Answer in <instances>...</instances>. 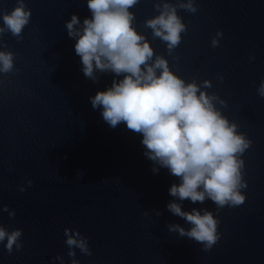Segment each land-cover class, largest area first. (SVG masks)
Returning <instances> with one entry per match:
<instances>
[{"label":"water","instance_id":"obj_1","mask_svg":"<svg viewBox=\"0 0 264 264\" xmlns=\"http://www.w3.org/2000/svg\"><path fill=\"white\" fill-rule=\"evenodd\" d=\"M160 2L138 0L133 25L154 57H166L186 81L209 79L207 91L225 101L217 107L251 138L241 154L245 200L219 210L207 198L181 202L183 210L207 208L219 218L220 236L208 250L169 230L189 227L166 207L176 199L168 192L176 178L144 155L139 133L110 127L91 106L89 96L113 75L85 77L67 35L71 13L90 15L85 0H24L31 14L20 38L0 33V50L14 54L13 70L0 73V225L21 229L20 249L8 252L0 242V264H60L58 254L69 264L65 227L88 238L90 254L73 246L79 264H264V96L256 91L264 78V0L177 7L186 30L170 53L144 24ZM16 3L0 0V13Z\"/></svg>","mask_w":264,"mask_h":264},{"label":"clouds","instance_id":"obj_2","mask_svg":"<svg viewBox=\"0 0 264 264\" xmlns=\"http://www.w3.org/2000/svg\"><path fill=\"white\" fill-rule=\"evenodd\" d=\"M90 15L82 20L77 13L70 14L64 26L68 37L74 38V51L80 58L81 71L92 80L97 73H111V84L97 89L89 96L91 106L100 109L102 119L115 127H125L141 136L144 155L155 165L167 169L176 178L168 192L176 199L166 207L182 217L188 224L168 225L181 236H187L208 250L218 240L219 218L211 209L193 207L183 210L181 202L202 203L210 199L219 210L245 200L247 181L243 179L242 153L252 143L245 133L237 131L235 121L223 114L217 103L225 101L216 93L208 92L211 81H186L169 67L166 57L156 54L144 33L133 25L135 13L130 9L138 0H85ZM155 15L144 21L153 37L165 42L169 53L181 40L186 25L177 13V7L194 12L192 0L171 4L168 0L155 3ZM31 9L24 0L8 11L0 13V33L5 30L20 38L23 27L29 22ZM221 31L211 37V45L219 42ZM13 52L0 50V73L13 70ZM222 79V77H220ZM264 96V78L257 89ZM153 172L158 168L153 167ZM31 184V180L27 181ZM23 191V186L20 187ZM9 216L14 210L8 209ZM69 264H79L73 246L90 254L88 238L78 229L64 228ZM21 229L9 230L0 225V242L12 252L21 247ZM65 264L62 256L55 257Z\"/></svg>","mask_w":264,"mask_h":264}]
</instances>
